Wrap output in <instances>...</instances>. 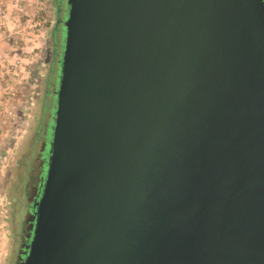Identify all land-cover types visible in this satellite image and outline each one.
<instances>
[{"label":"water","instance_id":"1","mask_svg":"<svg viewBox=\"0 0 264 264\" xmlns=\"http://www.w3.org/2000/svg\"><path fill=\"white\" fill-rule=\"evenodd\" d=\"M22 264H264V0H67Z\"/></svg>","mask_w":264,"mask_h":264},{"label":"flooded vegetation","instance_id":"2","mask_svg":"<svg viewBox=\"0 0 264 264\" xmlns=\"http://www.w3.org/2000/svg\"><path fill=\"white\" fill-rule=\"evenodd\" d=\"M54 1L57 16L50 36L51 52L39 93V105H34L33 112L37 113L29 117L25 131L11 149L1 185L0 226L8 235L5 264H22L26 257L35 229L37 203L47 177L69 10L67 0Z\"/></svg>","mask_w":264,"mask_h":264},{"label":"built area","instance_id":"3","mask_svg":"<svg viewBox=\"0 0 264 264\" xmlns=\"http://www.w3.org/2000/svg\"><path fill=\"white\" fill-rule=\"evenodd\" d=\"M6 1L0 0V4ZM21 3L22 0H12V12L20 11ZM8 13L5 8L0 9V77L7 78L14 87L25 70L31 69L34 62L42 58L50 37L48 28L52 23V10L45 0H38L36 9L21 17L15 25H12ZM9 41L12 43L5 46L4 43ZM16 100L15 91L0 85V131L3 136L13 138L15 144L27 124L19 122L14 108Z\"/></svg>","mask_w":264,"mask_h":264},{"label":"rangeland","instance_id":"4","mask_svg":"<svg viewBox=\"0 0 264 264\" xmlns=\"http://www.w3.org/2000/svg\"><path fill=\"white\" fill-rule=\"evenodd\" d=\"M47 4L50 6L52 10V23L49 24L48 33L51 36L52 28L54 26L56 16H57V7L54 0H46ZM51 52V41L50 37L48 39V43L43 51L42 58L38 62H34V66L31 69H26L22 75L21 80L18 83L14 84L12 87V83L9 82L7 78L3 79L1 82V88L8 87L11 90L16 92V102H15V111L19 115V119L22 124L28 123L29 117L34 113L35 110L34 105L32 102H35L36 105L38 103L39 93L41 92L42 85H43V74L46 73V67L48 65V60L50 58ZM44 64V65H43ZM12 87V88H11ZM39 107V106H38ZM38 109V108H37ZM37 113V111L35 112ZM34 113V114H35ZM15 144V140L12 138L3 139V135L0 131V205L2 202V192H1V185L3 181V175L6 170L7 161L10 160V155L13 150ZM2 205L0 206V225L2 224ZM7 232L0 228V264H5L3 258L7 253Z\"/></svg>","mask_w":264,"mask_h":264},{"label":"crops","instance_id":"5","mask_svg":"<svg viewBox=\"0 0 264 264\" xmlns=\"http://www.w3.org/2000/svg\"><path fill=\"white\" fill-rule=\"evenodd\" d=\"M37 2H38V0H22L20 11L12 12V6H13L12 5V0H7L6 2L0 4V9L1 8H5L6 10L9 11L8 18L10 20L12 19V23H13L12 25H15V24H18L19 19L21 17L24 18L25 14H27L29 12H32V11H34L36 9ZM11 43H12V41L5 42L4 45L8 46ZM1 82H3V78L2 77H0V85H1ZM6 138H8V137L3 136V139H6ZM4 260H5V258H3V261Z\"/></svg>","mask_w":264,"mask_h":264}]
</instances>
